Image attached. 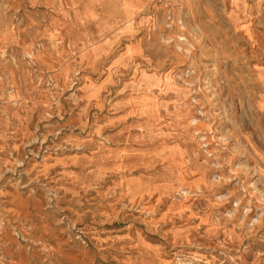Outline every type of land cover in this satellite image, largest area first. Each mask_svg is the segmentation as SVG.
Listing matches in <instances>:
<instances>
[{"label":"rangeland","instance_id":"obj_1","mask_svg":"<svg viewBox=\"0 0 264 264\" xmlns=\"http://www.w3.org/2000/svg\"><path fill=\"white\" fill-rule=\"evenodd\" d=\"M260 72L264 0H0V264H264Z\"/></svg>","mask_w":264,"mask_h":264},{"label":"bare ground","instance_id":"obj_2","mask_svg":"<svg viewBox=\"0 0 264 264\" xmlns=\"http://www.w3.org/2000/svg\"><path fill=\"white\" fill-rule=\"evenodd\" d=\"M260 80L263 82L262 84L264 85V73L263 72H260ZM261 85V84H260ZM262 100H264V97H262Z\"/></svg>","mask_w":264,"mask_h":264}]
</instances>
